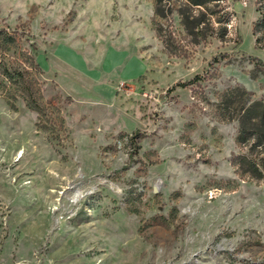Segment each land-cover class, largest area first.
<instances>
[{
    "label": "rangeland",
    "instance_id": "obj_1",
    "mask_svg": "<svg viewBox=\"0 0 264 264\" xmlns=\"http://www.w3.org/2000/svg\"><path fill=\"white\" fill-rule=\"evenodd\" d=\"M216 2L0 0L65 118L44 128L0 92V264H264V180L232 163L218 106L264 99V0Z\"/></svg>",
    "mask_w": 264,
    "mask_h": 264
},
{
    "label": "trees",
    "instance_id": "obj_2",
    "mask_svg": "<svg viewBox=\"0 0 264 264\" xmlns=\"http://www.w3.org/2000/svg\"><path fill=\"white\" fill-rule=\"evenodd\" d=\"M166 1L168 0H155L157 15L165 16ZM186 1L198 7H208L212 2H219V0ZM218 21L224 27L221 34L224 37L227 33L228 18L221 15ZM201 25L202 22L199 20L198 31ZM263 29L264 16L255 23L254 34H258ZM157 32L166 47L170 48L171 37L165 33V28L160 23ZM31 36L20 27L0 25V92L13 109H17V99L22 98L27 107L39 113L40 121H44L42 127L55 129V126H59L62 129L65 118L61 109L55 103L46 100L44 96L43 82L40 79L44 70L36 60V42L32 41L30 45H24L30 42ZM256 41L259 46L261 37L257 36ZM250 59L264 65L263 60L258 56H250ZM200 80L202 76L197 74L189 80L177 82L175 86L187 87ZM218 106L219 115L223 120L239 122L236 142L241 151L232 156V163L238 172L264 180V99L252 100L248 90L236 86L224 91Z\"/></svg>",
    "mask_w": 264,
    "mask_h": 264
},
{
    "label": "crops",
    "instance_id": "obj_3",
    "mask_svg": "<svg viewBox=\"0 0 264 264\" xmlns=\"http://www.w3.org/2000/svg\"><path fill=\"white\" fill-rule=\"evenodd\" d=\"M61 56H63L65 59H67L68 61H70L68 58H66L63 54L60 53Z\"/></svg>",
    "mask_w": 264,
    "mask_h": 264
}]
</instances>
